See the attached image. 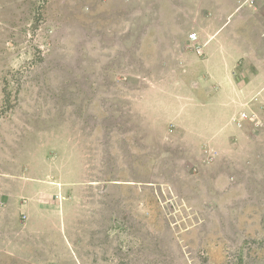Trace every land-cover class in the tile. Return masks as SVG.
I'll return each mask as SVG.
<instances>
[{
	"label": "rangeland",
	"instance_id": "obj_1",
	"mask_svg": "<svg viewBox=\"0 0 264 264\" xmlns=\"http://www.w3.org/2000/svg\"><path fill=\"white\" fill-rule=\"evenodd\" d=\"M208 2L0 0V190L70 189L25 247L0 229V264H264V136L235 135L183 37ZM249 10L222 29L242 51Z\"/></svg>",
	"mask_w": 264,
	"mask_h": 264
},
{
	"label": "crops",
	"instance_id": "obj_2",
	"mask_svg": "<svg viewBox=\"0 0 264 264\" xmlns=\"http://www.w3.org/2000/svg\"><path fill=\"white\" fill-rule=\"evenodd\" d=\"M208 4L203 8L200 16L198 15L197 22H193L196 27L195 30L191 31L197 37V44L201 50L200 59L204 61V67H207L214 58L218 60L217 64L214 65L215 73L211 71V75L218 76L223 81V84L226 83V85L224 87L218 85L214 90L221 91V94H224V106L234 111L231 115H228L227 123L241 130L240 133H235V135L252 136L253 138L258 136L259 139V136H264V54L262 55L261 52L263 50L261 44H264V42L261 41L260 44L259 40H257V43L252 41L250 43L251 46L246 47L247 51L245 49L242 51L238 45L234 47L232 43L236 32L222 36V29L227 24L233 11H237L242 5H247L248 9H251L252 12L249 10L251 22L264 23V6L254 5L253 2L251 4L250 1L248 3V0H243L241 4H238L236 0L234 2L230 0H210ZM179 28H177V32L181 31ZM183 37L187 43L191 42L187 36L183 35ZM242 62H245L248 66L250 65L251 68L243 70ZM238 71H243L246 74V78H241L242 80L238 81L240 76L237 75ZM249 108L248 112L247 109ZM242 113L248 119L240 120ZM242 122L241 127L243 129L239 127L240 125H236V123L240 124ZM9 183L12 185L6 186L4 184L6 188L3 191L0 190L2 191L1 194L4 195L3 201L7 203V205L4 204L6 207L4 205L0 207L3 208L0 209V229L10 231V235L7 238L10 237L12 239L10 242H6L10 248L8 247L5 252L12 251V246L16 247V249H21L27 245V242L24 243L25 237L37 236L38 233L33 234V232L29 235L30 231H35V225H33L32 216L30 215L31 204L35 207L32 209L35 212L36 219L49 222L54 220L55 222L58 219V214L55 213L54 209L58 207L59 204L57 203L62 205L64 203L65 209L66 202L62 198L70 190L69 185L62 182H58L57 186H49L47 188L42 184L30 188V184L27 181L20 180L19 182L16 181L15 185L12 182ZM46 189L49 193L48 195L44 193ZM50 196L56 198L53 199ZM20 198H25L26 200L20 201ZM1 201L0 199V204H2ZM21 219L24 221L22 222ZM70 219L75 220L77 218L74 216L67 218L66 214L62 213L60 220L56 223L59 226H64Z\"/></svg>",
	"mask_w": 264,
	"mask_h": 264
},
{
	"label": "built area",
	"instance_id": "obj_3",
	"mask_svg": "<svg viewBox=\"0 0 264 264\" xmlns=\"http://www.w3.org/2000/svg\"><path fill=\"white\" fill-rule=\"evenodd\" d=\"M188 39L191 41V46L192 48L196 51V53L200 54L201 50H200V47L198 46L197 44V37H196V34L195 33H191L189 34L188 36ZM248 119L247 116L245 114H241L240 115V120H246Z\"/></svg>",
	"mask_w": 264,
	"mask_h": 264
},
{
	"label": "clouds",
	"instance_id": "obj_4",
	"mask_svg": "<svg viewBox=\"0 0 264 264\" xmlns=\"http://www.w3.org/2000/svg\"><path fill=\"white\" fill-rule=\"evenodd\" d=\"M189 36V35H188Z\"/></svg>",
	"mask_w": 264,
	"mask_h": 264
}]
</instances>
